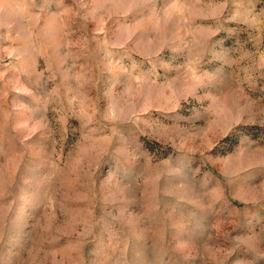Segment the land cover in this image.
I'll return each instance as SVG.
<instances>
[{"label":"rangeland","instance_id":"1","mask_svg":"<svg viewBox=\"0 0 264 264\" xmlns=\"http://www.w3.org/2000/svg\"><path fill=\"white\" fill-rule=\"evenodd\" d=\"M0 264H264V0H0Z\"/></svg>","mask_w":264,"mask_h":264}]
</instances>
